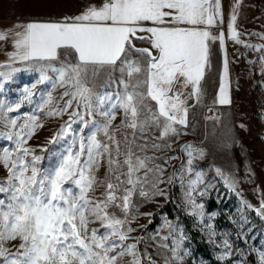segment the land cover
<instances>
[{
	"label": "snow or ice",
	"instance_id": "snow-or-ice-1",
	"mask_svg": "<svg viewBox=\"0 0 264 264\" xmlns=\"http://www.w3.org/2000/svg\"><path fill=\"white\" fill-rule=\"evenodd\" d=\"M220 7V0H102L75 16L16 25L14 33L0 31V41L13 36V59L47 62L41 65L40 82L50 79L43 74L47 69L56 74L53 87L65 88L62 98L69 99L50 116L64 114L75 102L70 121L49 143L63 137L72 123L88 126L81 107L104 118L100 125L93 123L96 131L90 135L78 142L74 138L48 168L38 166L42 157L24 147V137L18 136L15 150L0 152V165L7 171L0 182L2 264H119L125 256L132 257L130 264H141L137 245L123 243L134 231L126 227L133 219L128 215L132 198H149L146 186L155 190L152 195L163 194L157 186L163 172L155 164L159 157L147 153L170 147L168 139L180 135L177 126L187 127L189 101L198 102L202 95L209 42L219 39L223 48L224 33L209 31ZM235 19L233 15V23ZM229 29L239 43L232 24ZM138 41L147 46H137ZM227 72L225 58L221 104L229 102L223 96ZM101 73H107V85H116L115 90L95 91L91 82ZM118 114L120 124L113 129ZM40 127L34 123L28 138ZM188 154L190 172L194 157ZM101 168L106 170L98 179ZM95 223L104 231L89 228ZM17 241L15 252L5 247Z\"/></svg>",
	"mask_w": 264,
	"mask_h": 264
},
{
	"label": "rangeland",
	"instance_id": "rangeland-1",
	"mask_svg": "<svg viewBox=\"0 0 264 264\" xmlns=\"http://www.w3.org/2000/svg\"><path fill=\"white\" fill-rule=\"evenodd\" d=\"M81 1L0 0V17L62 18L76 11ZM235 17L231 24L240 42L231 38L229 29L226 51L231 95L226 108L211 106L218 112L212 117H206V109L203 110L198 125L179 129L180 135L168 139L170 147L147 153L159 157L155 164L163 172L157 186L163 194L152 195L155 190L146 186L149 198L133 196L134 206L128 214L133 219L126 227L134 231L123 242L137 245L141 264H252L250 255L256 264H264V215L260 214L264 212V0H242ZM46 63L29 61L0 66V152L4 148L15 150L18 136L24 137V147L34 149L42 157L38 165L41 168L54 165L74 138L78 142L79 137H87L96 131L93 123L100 125L104 121L98 113L88 115L81 107L79 111L88 126L79 121L72 123L63 137L49 143L70 121L69 114L76 105L73 102V107L60 116L49 115L64 108L69 97L62 98L65 88L53 87L55 73L44 69L43 74L50 79L40 82L41 65ZM53 63L60 66V61ZM119 76V72L114 73V77ZM107 81V73H101L91 83L97 92L115 90L116 85L109 87ZM120 119L118 114L113 129L119 126ZM34 123L43 127L28 138L26 134ZM97 138L104 139L103 133L97 132ZM189 151L194 157L190 172ZM105 170L100 169L98 179L103 178ZM6 176V169L0 165V182ZM101 191L97 189V198ZM170 199L204 236L210 258L196 250L181 222L172 221L161 212ZM115 211L123 217L119 209ZM155 219L159 224L151 229ZM89 228L104 231L98 223ZM17 243L8 242L5 247L15 252ZM131 260V256H125L119 264H130Z\"/></svg>",
	"mask_w": 264,
	"mask_h": 264
},
{
	"label": "crops",
	"instance_id": "crops-1",
	"mask_svg": "<svg viewBox=\"0 0 264 264\" xmlns=\"http://www.w3.org/2000/svg\"><path fill=\"white\" fill-rule=\"evenodd\" d=\"M242 0H220V12L221 15L217 19V23L212 26L209 31L214 36H219L221 32L224 33L223 48L220 45L219 39L209 42V67L205 70L204 79L201 81L202 95L197 102L194 98L189 101V111L187 117V127L177 126L180 130L192 129L200 123L203 110L207 107L215 106L221 109L226 108L227 104H221L219 102L221 98L220 87L222 77H224V61L227 59L226 51V37L229 36V25L231 24L232 16L236 14L237 9L240 7ZM102 0H82L80 7L76 11L64 15L67 17L78 15L88 5H99ZM63 18V17H62ZM62 18H14V17H0V31L6 33H14L17 29L16 25H26L29 22H55ZM137 46H147L143 42H137ZM17 50L14 47L13 36L10 34L7 40L0 41V66L16 63H25L18 59H13L12 54ZM29 62V61H28ZM211 73V77H210ZM213 73V75H212ZM225 92L223 96L230 100V71L228 68L227 77L224 79ZM219 110L220 113L223 110Z\"/></svg>",
	"mask_w": 264,
	"mask_h": 264
},
{
	"label": "trees",
	"instance_id": "trees-1",
	"mask_svg": "<svg viewBox=\"0 0 264 264\" xmlns=\"http://www.w3.org/2000/svg\"><path fill=\"white\" fill-rule=\"evenodd\" d=\"M211 205L214 206L213 203ZM161 212L164 213L168 219L181 222L185 233L191 239L196 250L207 258H210L209 244L206 242L204 236L193 228V220L186 216L182 210L171 201V199L163 206ZM158 224L159 220L155 219L150 225L151 229H155ZM250 260L252 261V264H256L253 255H250Z\"/></svg>",
	"mask_w": 264,
	"mask_h": 264
},
{
	"label": "built area",
	"instance_id": "built-area-1",
	"mask_svg": "<svg viewBox=\"0 0 264 264\" xmlns=\"http://www.w3.org/2000/svg\"><path fill=\"white\" fill-rule=\"evenodd\" d=\"M214 109L215 108H213V107L206 108L204 115L206 117H212L214 115H218V112Z\"/></svg>",
	"mask_w": 264,
	"mask_h": 264
}]
</instances>
